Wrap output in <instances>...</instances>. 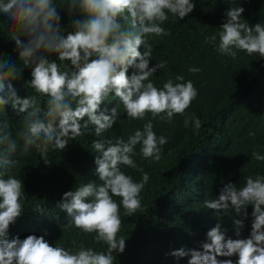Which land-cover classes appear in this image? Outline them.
<instances>
[{
	"label": "clouds",
	"instance_id": "1",
	"mask_svg": "<svg viewBox=\"0 0 264 264\" xmlns=\"http://www.w3.org/2000/svg\"><path fill=\"white\" fill-rule=\"evenodd\" d=\"M63 7L70 17H78L71 20L70 31L60 23L58 9ZM193 9L192 0H64L62 7L54 0H0V14L15 26L9 38L18 53L16 59L0 57V108L10 104L20 118L15 132L9 121L0 119V264H233L235 255V264H264V175L260 174L247 176L242 186L225 183L217 197L200 204L206 216L203 223L212 221L207 227L202 223L198 233L203 234L196 241L200 248L180 243L194 234L179 228L173 234L159 230L149 233L153 246L128 262L125 238H118L121 207L125 217L136 214L149 180L143 169H139L142 178L136 181L121 166L138 168L133 159L138 144L143 158L158 162L168 138L157 136L152 119L170 123L175 115H184L198 95L193 83L182 75L168 79L162 87L154 84L150 78L166 62L149 66L152 45L145 37L169 35L162 26L169 16L183 19ZM243 12V7H230L220 30L206 42L216 44L219 53L233 59L238 52L264 57V23L250 25L241 19ZM50 55L57 59L50 60ZM57 60L70 62L71 68L62 67ZM129 67L134 69L130 76ZM23 68L31 70L27 72L29 86L47 97L45 103H38L36 95L22 98L17 94L13 82L20 79ZM188 70L200 71L197 67ZM110 96L119 98L128 118L145 120L151 114L152 119L127 139H105L103 134L121 113L116 107L110 114L100 110ZM190 121L194 130L202 126L198 118L191 117L184 120L185 127ZM90 125L97 137L92 148L102 183L75 186L63 193L57 207L67 213L71 226L85 234L95 233L93 241L86 246L73 242L74 248L66 249L53 247L44 236L34 234L7 239L9 226L24 211L23 182L8 174L17 164V152L27 155L35 149L48 164L49 148L64 150L70 140L88 133ZM252 157L264 161L260 153L253 152ZM182 160L199 172L207 156L192 150ZM113 197H119V202ZM249 205L250 235L240 238ZM223 215L232 217L234 227ZM221 256L230 259L217 258Z\"/></svg>",
	"mask_w": 264,
	"mask_h": 264
},
{
	"label": "trees",
	"instance_id": "2",
	"mask_svg": "<svg viewBox=\"0 0 264 264\" xmlns=\"http://www.w3.org/2000/svg\"><path fill=\"white\" fill-rule=\"evenodd\" d=\"M62 7L64 0H54ZM194 9L183 19L169 16L162 26L169 31L163 37H145L152 45V58L149 66L166 62L163 69H158L150 78L157 87H162L168 79L175 80L182 75L185 81L190 80L198 91L184 115H175L170 123L159 118L152 119L149 114L145 120H133L123 112V105L118 97H109L101 104L100 110L110 114L116 107L120 118L113 127L103 134L105 139L127 137L134 130L142 129L143 124L152 119L153 131L157 136H166L168 142L163 145L161 159L156 162L145 159L140 154V145L135 148L133 159L137 169L121 166L122 171L131 175L134 180L142 178L147 172L149 180L141 192V209L132 216H126L123 207L120 209L122 226L119 237H124L128 255L126 261L132 262L145 248H151L154 238L150 232L162 230L167 234L181 231L194 234L188 242L181 244L200 248L196 241L203 234L198 233L202 227L203 211L200 204L209 198L218 196L225 183H236L242 186L249 175H264V161L252 157L253 152L264 155V57L249 56L238 52L235 59L217 51L216 44L207 43L206 38L217 33L219 26L226 21L225 13L230 7H243L242 18L250 25L264 23V0H192ZM61 26L71 30L70 17L66 7L58 9ZM15 26L0 14V57L5 61L16 59L18 53L15 42L9 38ZM139 50L143 51V45ZM56 60L55 55L49 56ZM16 63L19 65L20 61ZM61 66L70 62L59 61ZM197 67L200 71L192 73L188 69ZM131 75L134 71L129 67ZM22 69L19 80L13 82L20 97L36 95L38 103H45L47 97L36 94L29 86L27 72ZM196 117L201 127L194 130L190 121L185 127L186 118ZM0 119L9 121L13 132L20 127V118L11 105L0 108ZM86 119V117H85ZM255 133V135H250ZM79 137V136H78ZM70 140L62 151L49 148L50 162L45 164L35 149L27 155L16 154L17 164L8 170L9 175H16L22 180L25 195L21 200L22 215L11 224L7 239L27 235L44 236L53 247L56 245L74 248L75 245L93 241L95 233L85 234L69 224L67 213L57 207L63 193L73 190L75 186L92 182L102 183L96 173L92 141L97 139L94 126L89 132ZM77 141L78 146L77 148ZM2 150V149H0ZM198 150L207 156V161L199 172H193L192 166L182 158L190 151ZM119 202V197H113ZM42 208L38 213L36 210ZM142 211V212H141ZM248 217L244 220L240 238H247L251 231V205L248 206ZM233 226L232 217L223 215ZM239 218V217H237ZM212 223L206 220L204 227ZM234 227V226H233ZM206 229V228H205ZM198 233V234H197ZM230 259V257H217ZM235 255L231 260H237ZM176 262L174 261V264Z\"/></svg>",
	"mask_w": 264,
	"mask_h": 264
}]
</instances>
